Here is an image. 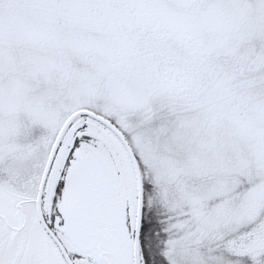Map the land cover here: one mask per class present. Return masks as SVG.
<instances>
[{
    "label": "snow or ice",
    "instance_id": "obj_1",
    "mask_svg": "<svg viewBox=\"0 0 264 264\" xmlns=\"http://www.w3.org/2000/svg\"><path fill=\"white\" fill-rule=\"evenodd\" d=\"M0 264H264V0H0Z\"/></svg>",
    "mask_w": 264,
    "mask_h": 264
}]
</instances>
